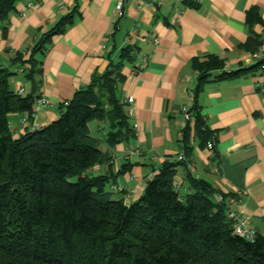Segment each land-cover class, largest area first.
Returning a JSON list of instances; mask_svg holds the SVG:
<instances>
[{"label": "crops", "instance_id": "crops-1", "mask_svg": "<svg viewBox=\"0 0 264 264\" xmlns=\"http://www.w3.org/2000/svg\"><path fill=\"white\" fill-rule=\"evenodd\" d=\"M31 1L34 4L29 6ZM116 3L17 0L14 9L0 20V66L15 72L9 78L11 87L15 91L23 87L27 93L31 81L13 64V57L28 52L63 16H72L36 55L40 61L37 93L51 103L34 105L31 113L9 114L13 135L18 137L56 119L60 104L102 74L129 45L132 60L121 66L124 80L119 95L126 110L132 109L130 126L136 121L138 129L113 147L101 142L99 147L111 155L112 166L97 164L86 172L113 174L111 184L124 187L113 196L128 205L139 198L145 181L164 161H177V155L186 150L188 162L176 166L173 178L180 183L178 191L189 193L190 179H204L218 191L238 195L242 202L236 208L251 216L257 234L264 238V92L257 85L264 86V69L244 65L251 53L249 38L257 33L260 23L249 21V14L252 10L255 18L263 21L264 0H201L193 6L183 0H123L121 17ZM136 23L139 26L132 34ZM208 56L218 57L233 70H245L203 84L196 104L207 133H198L194 122L190 123L186 149L181 107L197 85L194 59ZM143 57L146 60L141 68ZM129 96L133 97L131 103L125 101ZM23 118H27L24 123ZM89 126L96 137L108 130L106 122L94 120ZM210 141L212 148L206 146ZM131 147L139 152L125 159ZM122 164L131 165L117 174Z\"/></svg>", "mask_w": 264, "mask_h": 264}, {"label": "trees", "instance_id": "trees-1", "mask_svg": "<svg viewBox=\"0 0 264 264\" xmlns=\"http://www.w3.org/2000/svg\"><path fill=\"white\" fill-rule=\"evenodd\" d=\"M16 1L0 0V20ZM250 13L249 21L262 22L254 11ZM71 18L63 16L28 52L13 57V64L31 81L29 92H16L9 80L15 72L0 66V264H264V238L258 235L251 242L232 233L226 203L214 198L220 191L204 179H190L191 191L186 194L174 188L176 166L188 162L186 150L184 161H164L145 181L139 198L128 205L113 196V174L86 172L97 164L112 166L101 142L113 147L133 136L119 95L124 80L121 66L132 60L129 45L102 74L60 104L56 119L13 135L8 115L31 113L39 97L36 55ZM249 40L251 51L257 50L260 36L253 32ZM193 66L199 75L189 111L195 130L207 133L197 93L206 81L232 78L245 68L217 73L224 62L216 56L194 59ZM94 120L108 125L101 137L91 133L89 124ZM190 127L186 121L182 130L186 149ZM130 165L122 164L117 174Z\"/></svg>", "mask_w": 264, "mask_h": 264}, {"label": "built area", "instance_id": "built-area-1", "mask_svg": "<svg viewBox=\"0 0 264 264\" xmlns=\"http://www.w3.org/2000/svg\"><path fill=\"white\" fill-rule=\"evenodd\" d=\"M195 1L200 2L201 0H195ZM33 4L34 3L32 1L28 3L29 6H31ZM116 8H117L118 17H121L123 15V12H124L123 11V0H117ZM138 26H139V23H136V25L131 30L132 34L137 31ZM257 34L261 38L260 45H259L257 50L251 51L250 57L248 60H246V63L244 65L250 66L252 64L259 63L260 69L263 70L264 69V20L259 23ZM128 36H127V38H128ZM145 60H146V57H143V60H142L141 65H140L141 68L144 67ZM231 70H233V69L224 65V67L222 69L217 70V73H221L222 71L229 72ZM19 71H21V68L19 69ZM257 85H259L261 91L264 92V86H260L259 83ZM16 92L23 93L24 88L20 87L16 90ZM192 98H193V92H190L188 94V97H187L188 103L181 107V111L183 112L184 119L186 121H189L190 123L194 122V116L189 111L190 102H191ZM125 101L127 103H131L133 101V97L129 96L128 98H126ZM50 103H51L50 100L44 95L39 96L35 101L36 106H46V105H50ZM66 103L67 102L65 101V104ZM127 113L129 116H131L132 115V109L129 108L127 110ZM26 119L27 118H23L21 120V122L24 123L26 121ZM132 127L134 130L137 131L138 123L136 121L133 122ZM206 146L208 148H212V146H213L212 141L208 142ZM126 152L127 153L125 154V159H128L132 155L137 154L139 152V149L131 147V148L127 149ZM176 159L184 161L185 155L183 153H180L177 155ZM173 185H174V188L178 191L180 183L174 180ZM110 189L113 192H121L124 190V187L121 186L120 184L113 183L110 185ZM130 191H132V190H129V192ZM227 194L228 193H224V192L220 191V192H217L214 194V198H215L216 202L226 203V212L225 213H226V218L231 223L232 233L244 238L247 241H251V242L254 241L257 238L258 234H257L254 226L251 223V216L248 213L241 211V210L236 208L242 202L241 198L236 194H228V195Z\"/></svg>", "mask_w": 264, "mask_h": 264}, {"label": "rangeland", "instance_id": "rangeland-1", "mask_svg": "<svg viewBox=\"0 0 264 264\" xmlns=\"http://www.w3.org/2000/svg\"><path fill=\"white\" fill-rule=\"evenodd\" d=\"M94 135V134H93ZM108 186H106V188H107Z\"/></svg>", "mask_w": 264, "mask_h": 264}]
</instances>
